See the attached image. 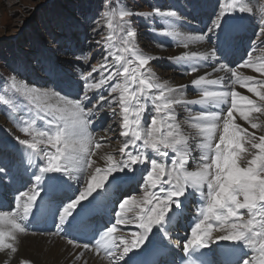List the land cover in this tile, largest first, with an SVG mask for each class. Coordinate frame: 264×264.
Wrapping results in <instances>:
<instances>
[{"label":"snow or ice","instance_id":"6c2138e0","mask_svg":"<svg viewBox=\"0 0 264 264\" xmlns=\"http://www.w3.org/2000/svg\"><path fill=\"white\" fill-rule=\"evenodd\" d=\"M204 3L211 5L205 29L180 43L188 48L193 40L206 41L209 48L169 58L193 76L190 85L161 82L151 68L161 58L139 48L135 26L143 20L157 33V19L170 24L181 18L179 10L150 5V12H140L118 8L112 0L88 5L61 25L69 37L64 55L88 65L79 76L59 75L40 86L15 72L0 78L19 94L0 95V111L26 114L17 126L30 137L13 134L15 144L0 139L2 264H14L20 237L28 235L65 240L78 250L69 254L83 264L86 252L107 264H176L163 241L189 216L185 237L175 245L182 253L179 264H264V59L253 56L264 52V15L246 54L228 62L221 56L220 34L239 33L254 12L252 0H198L197 6ZM101 20L108 34L95 40L101 47L97 69L86 54L90 47L70 36L87 40L89 31L99 36ZM166 35L180 33L172 28ZM205 69L210 71L199 74ZM214 73L223 75L210 78ZM190 87L195 98H188ZM179 106L186 113L182 119ZM106 108L113 121L120 117L121 146L118 155H103V166H96L94 157L108 141L97 138L94 125ZM102 131L117 134L111 125ZM73 182L81 187L69 196ZM133 183L139 194L121 192ZM101 212L109 220L91 240L69 235V228L86 231L89 218ZM46 215L52 229L33 227ZM222 242L227 247L213 255L218 251L213 246Z\"/></svg>","mask_w":264,"mask_h":264},{"label":"rangeland","instance_id":"374dc122","mask_svg":"<svg viewBox=\"0 0 264 264\" xmlns=\"http://www.w3.org/2000/svg\"><path fill=\"white\" fill-rule=\"evenodd\" d=\"M101 2L102 0H0V78L7 79L10 74L15 72L19 73L25 80L34 82L36 86H40L47 84L50 80L55 79L59 75L73 74L79 76L82 71L88 68V65L84 64L83 61H74L72 57L64 55V41L69 37L61 30V25L64 21L73 16L79 17L80 12L84 10L86 6L92 5L95 7ZM112 4L116 5L118 8L126 5L140 12H150L152 10L150 5L160 6L165 9L176 8L179 10L180 16H182L180 18L183 24L182 29H184L186 33L191 31L188 21L189 17H191V19L192 17L196 19V24L201 22L200 27L203 30L208 23V14L211 12V5L209 3H204L203 6L198 7V0H112ZM252 7L254 8L253 14L249 16L247 20L241 22L245 28H249L248 31L246 29L239 31L241 34L240 36L236 35V38H233L234 36L226 37L223 33L220 34L219 44L221 56L228 62L239 61L243 57L242 50H244V44L245 49L248 50L250 41L254 39V31L259 23L260 16L264 15V0H252ZM201 20L205 21V23ZM174 21L177 20L173 18V22ZM160 22L161 20L158 18L155 25L158 31L157 33H153L148 30V25L143 20H138L135 25L139 33L138 46L145 55L154 57L161 56L160 58H163L159 63H157L156 60L152 62L151 67H153L155 71L157 70L161 73L168 72L173 80L178 81L177 85L189 84L190 82L187 80L189 75L183 74L182 70H180L174 62H172L174 63L173 66L171 62H169L171 61L169 59L170 57L178 54L173 53L178 47L174 49L176 42L173 41L172 38H168V35H166L164 31L165 28L162 27L163 24H160ZM103 24L104 21L101 20V34L99 36L92 31L87 33L89 37L87 40H85L83 35L78 33L70 36L74 41H84L86 50L90 47L91 50L86 54L89 56L92 67L97 69H99L101 63L100 56L98 55L101 53V47L95 44V40L103 41L108 34V30L103 27ZM160 29L163 31H160ZM177 29L183 31L181 28ZM160 35L162 37H167L165 41L160 38ZM192 35L194 36L195 34L193 33ZM53 37L56 38L55 41ZM160 43H163L165 47H161ZM169 50L173 53L171 56L168 53ZM230 50L231 53L229 52ZM256 53H258L260 58L264 57V52L258 50L254 52V57ZM236 55L239 57H236ZM167 57H169V61ZM70 60H72V63H69ZM185 76L186 79L184 78ZM193 91L192 89V92ZM0 95L10 97L12 95L18 96L19 94L13 93L8 85L0 81ZM117 111H119L118 107ZM178 111L182 119L186 115L183 111V107ZM26 118L27 115L22 114L20 109L15 112L11 110L8 112L0 111V120H3L5 124L3 127L5 130L0 131V139L9 140L15 144L16 142L13 139L12 132L20 136V138L23 136L24 139H30V137L24 136L17 126L22 119ZM145 122H147V116L145 117ZM119 124L120 117L117 116L115 121H113L112 113L109 109L106 108L104 112L100 113L95 124L98 125L96 134L98 136L104 135L107 137L108 142L105 143V146L108 147L113 145L116 147V144H120L118 139V132L120 130ZM109 125L117 129L116 135L109 131H102V129H107ZM192 143H194V141ZM105 146L104 148H106ZM109 149H111V147ZM107 152L110 153L105 150L103 153L105 154ZM112 154H114V152H112ZM117 154L118 152L114 155ZM189 165L190 167L192 166L191 162ZM128 187L130 190L127 191ZM76 188H78V185L73 182L72 188L68 189V191L71 190L69 191L71 195H73ZM134 189V183L126 184L121 189V192H130L133 195L139 194L137 191H134ZM116 198L117 197L114 195L113 199ZM101 213V218L106 220L107 214ZM101 218H97L94 222H98ZM182 225L181 221L179 229L175 228L171 232L174 237L176 235L185 237L186 229ZM96 229L98 228H95V230ZM165 241L166 239L164 243L167 244ZM30 263H32V261H30Z\"/></svg>","mask_w":264,"mask_h":264},{"label":"bare ground","instance_id":"6f19581e","mask_svg":"<svg viewBox=\"0 0 264 264\" xmlns=\"http://www.w3.org/2000/svg\"><path fill=\"white\" fill-rule=\"evenodd\" d=\"M248 18L249 17H247L244 20H247ZM195 20L196 19H194L193 17H192V19H191V17L188 18V21L190 23L189 25L191 27V31L188 32V33H186L184 31V29H182L183 28V24L181 23V20L180 19L177 20V21H174V22H172L170 24H165L164 21L161 20L160 24L161 23L163 24L162 27L165 28V29L163 28L165 32L167 30H170V29L174 28L177 32L180 33V36L179 37L174 36V35H168V38H172L173 41L176 42L174 49L178 47L173 52L174 54L175 53L180 54V53H182L184 51H205V50H207L209 48V45L207 44L206 41L193 40V42L189 44L188 48H184L183 45L180 43L181 37H184V36H187V35L193 36L192 35L193 33L195 34L194 36H196V35H198L201 32V30H202V28L200 27L201 22L196 24L195 23ZM202 22L205 23V21H202ZM176 27L177 28H181L183 31L178 30ZM245 29L248 31L249 28H247V27L245 28L244 25H242L240 31L241 30H245ZM161 30L162 29H160V31ZM240 34L241 33L239 32L237 35L240 36ZM160 38L163 41H165V39L167 37H162L160 35ZM233 38H236V35ZM242 52H243V56L247 52V50L245 49V44H244V50H242ZM168 53H169L170 56H171V54H173L170 50H169ZM253 55H254V53H253ZM159 57H161V56H159ZM163 57H165V56H163ZM236 57H239V56L236 55ZM255 57L260 58V56L258 55V53H256V56ZM168 58L169 57H167V60H168ZM263 58H260V59H263ZM162 59L156 60L157 63L161 62ZM169 62H171L172 66L174 65V63H172V61H169ZM151 68L156 73V75L160 78L161 82L167 81L169 84H171L173 86H175V85L178 84V81L173 80V78L170 76V74L168 72H162L161 73V72H159L157 70L155 71L153 67H151ZM204 71H210V69L202 70V72L199 73V74H203ZM243 71L245 72L246 75H255V73H252L250 70H243ZM216 75H223V73H214L213 74V77H210V78H214ZM184 78L186 79V76ZM192 78H193V76L192 75H189L188 76V79H187L188 82H191V79ZM186 85H190V83L189 84H186ZM238 90L241 91L244 94H247L245 92V90H243V89H238ZM188 97L189 98H195L194 91L192 92V88L191 87L188 89ZM182 107L183 106H179L178 107V110L180 108H182ZM192 107H195V106H192ZM262 119H264V118H262ZM237 122L240 123V124H242V125H244L245 127H247V125H245L242 120L237 119ZM4 126H5L4 121L3 120H0V131H4L5 130L3 128ZM94 127L97 129L98 128V125H94ZM183 127H184L185 132H187V133H194V131H195L194 129L190 128L187 125H184ZM12 134L15 135L14 132H12ZM21 138L24 139L23 136ZM97 138H99L98 135H97ZM105 147L106 148H104V147L101 148L99 150L97 156L94 157V159H96V161H97L96 166H103V160L100 157H102L103 155L108 154V152L104 154L103 153L104 150L105 151H109L110 153L114 152V154H115V153L118 152V150L120 148V144H116V147H114L113 145L108 146L109 148L111 147V149H109L107 146H105ZM189 167H190V165H189ZM192 167H193V165L190 167V169ZM89 171H91V169ZM78 187H81V185H78ZM128 190H130L129 187L127 188V191ZM69 191H71V190H69ZM69 191L67 190V192H68L67 195H71V193ZM97 217L98 218H101V214L100 213L97 214ZM94 218H96V217L93 216V217L89 218V220L94 219ZM44 222H45V220L42 219L38 224L40 226H43ZM89 225L90 226L88 227V229L86 231H76L74 229L69 228L68 229L69 235H74V236H76L80 240H91L92 239V236L94 234V231H95V227L96 228H100V227H98L96 225L95 226H92L91 224H89ZM129 227H131V226H129ZM118 235H120V233ZM171 236H172V239L169 240L168 238H165L166 239L165 242H167V244L172 248V250H173V256H175V252H179V250L175 248V245H176L177 241H181L182 242L184 236L182 237V236L176 235L174 237L172 235V233H171ZM223 243H226V242H222V244ZM213 247L218 249V251L216 253H214V255L219 256L220 255L219 247L218 246H213ZM77 251H78L77 249H73V248H71V246L67 245V243H66L65 240H60L58 237H52V236H46V235L45 236H41V235H36V236L28 235L26 237L22 236V237H20L19 251H18L16 257L14 258V264H18L20 262V260L32 261L33 264H83V260H81V261H75L74 256H72V255L69 254L70 252L71 253H75ZM5 258L6 257H4L2 253H0V264H2V261ZM84 259L87 260L88 264H107V261L106 260H102V259H100L99 257L93 255L90 252H86L85 253ZM32 263H30V264H32Z\"/></svg>","mask_w":264,"mask_h":264}]
</instances>
